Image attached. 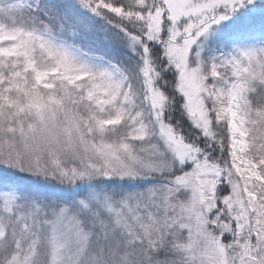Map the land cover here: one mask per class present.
I'll use <instances>...</instances> for the list:
<instances>
[{"label": "snow or ice", "instance_id": "6c2138e0", "mask_svg": "<svg viewBox=\"0 0 264 264\" xmlns=\"http://www.w3.org/2000/svg\"><path fill=\"white\" fill-rule=\"evenodd\" d=\"M0 264H264V0H0Z\"/></svg>", "mask_w": 264, "mask_h": 264}]
</instances>
